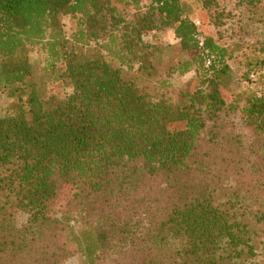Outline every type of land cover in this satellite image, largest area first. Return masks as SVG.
<instances>
[{"label": "trees", "instance_id": "trees-1", "mask_svg": "<svg viewBox=\"0 0 264 264\" xmlns=\"http://www.w3.org/2000/svg\"><path fill=\"white\" fill-rule=\"evenodd\" d=\"M148 1L0 0V92L18 100L0 115V264H264V95L224 93L244 54L225 27L264 28V0H199L202 29L182 0ZM164 30L177 45L146 40ZM246 59L249 80L264 55Z\"/></svg>", "mask_w": 264, "mask_h": 264}, {"label": "rangeland", "instance_id": "rangeland-1", "mask_svg": "<svg viewBox=\"0 0 264 264\" xmlns=\"http://www.w3.org/2000/svg\"><path fill=\"white\" fill-rule=\"evenodd\" d=\"M144 3L149 2L148 0H143ZM182 2L188 7L191 18L198 24L202 29L203 22L205 24H209L210 17L204 10L199 0H182ZM227 10H231L234 6L231 0H228L226 5ZM233 15L239 16L237 11H233ZM61 22L64 26L66 34L69 36L72 30L73 20L71 17H60ZM238 21V19H236ZM227 34H225L227 39L232 41L241 42V52L243 56L238 57L235 61L231 63V68L233 70V79L230 86L224 90L226 100L229 104L236 103V98L240 95L257 93L259 95H264V65L261 69L255 71L249 80H246V73L248 68L246 67V59L255 58L259 56H263L264 54L261 52V45L259 43L264 42V28L256 25L249 19H244L232 23L230 20L226 27ZM209 29H212L209 26ZM232 37V38H230ZM146 40L148 42L159 44V45H177L178 40L175 38L174 31L172 30H164L157 33L151 34V36L147 37ZM31 59L34 67L37 71L44 75L52 95L55 96H63L67 92V88L62 83H55L51 75L45 71V55L43 53L34 51L31 54ZM248 63V62H247ZM115 66L117 63L113 62ZM192 78V74H189L184 77H178L177 75L173 77L174 84L178 87L183 83L189 81ZM18 103V100L10 99L5 93L0 92V115L6 116L9 114L14 106ZM233 120L235 126L233 127L235 133L240 137L242 144L246 147H249L254 143V136L250 132L249 129H243L241 124L239 123L238 115L234 114L230 117H227L226 120ZM70 193L67 191L58 205H63L67 199H69ZM64 214L63 211H60L59 217ZM27 217L22 216L20 221H26ZM73 225V224H71ZM79 230L80 228H76ZM64 264H84V256L77 255L69 259Z\"/></svg>", "mask_w": 264, "mask_h": 264}]
</instances>
